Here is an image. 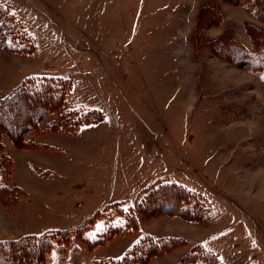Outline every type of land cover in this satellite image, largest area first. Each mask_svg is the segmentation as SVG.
Masks as SVG:
<instances>
[{
    "label": "rangeland",
    "instance_id": "rangeland-1",
    "mask_svg": "<svg viewBox=\"0 0 264 264\" xmlns=\"http://www.w3.org/2000/svg\"><path fill=\"white\" fill-rule=\"evenodd\" d=\"M250 24L264 31L230 0H0V103L27 78L65 79V110L103 116L69 133L49 114L28 149L4 136L19 198L0 203V239L69 230L49 264H116L172 237L186 243L147 264L194 245L264 264V72L205 45L230 35L254 50ZM166 183L202 195L204 220L173 205L144 216L147 189Z\"/></svg>",
    "mask_w": 264,
    "mask_h": 264
},
{
    "label": "trees",
    "instance_id": "trees-1",
    "mask_svg": "<svg viewBox=\"0 0 264 264\" xmlns=\"http://www.w3.org/2000/svg\"><path fill=\"white\" fill-rule=\"evenodd\" d=\"M243 5L264 22V0H230ZM213 9V6H211ZM216 10H211L215 12ZM216 13V12H215ZM211 15V14H210ZM204 23V22H202ZM247 33L254 44V50L230 35L211 40L205 45L214 48L219 56L241 66L253 74L264 72V31L255 25H248ZM202 44V43H201ZM215 46V47H214ZM72 93V83L65 79L27 78L12 90L0 103V203L18 199L16 186L11 181L14 160L4 143L7 135L17 148L28 149L33 142L26 134H39L41 120L49 114L57 113L54 129L65 128L71 122L69 133L75 132L82 123L101 121L102 114L95 113L73 116L65 110V104ZM76 113V112H75ZM164 205H173L172 213L190 222L203 221L208 208L207 200L177 184H160L147 189L142 198L140 211L146 217L158 216ZM131 218L136 222L135 215ZM133 221V222H134ZM135 224V223H134ZM137 225V224H136ZM69 230L47 232L42 235L26 234L15 239H0V264H49L53 242L67 240ZM186 242L179 238L163 241L149 239L136 246L123 261L116 264H147L153 257L172 251ZM177 264H222L218 255L194 245Z\"/></svg>",
    "mask_w": 264,
    "mask_h": 264
}]
</instances>
